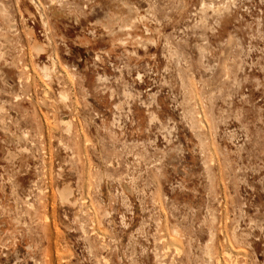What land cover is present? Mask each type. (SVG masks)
<instances>
[{"label": "rangeland", "instance_id": "rangeland-1", "mask_svg": "<svg viewBox=\"0 0 264 264\" xmlns=\"http://www.w3.org/2000/svg\"><path fill=\"white\" fill-rule=\"evenodd\" d=\"M0 264H264V0H0Z\"/></svg>", "mask_w": 264, "mask_h": 264}, {"label": "bare ground", "instance_id": "bare-ground-1", "mask_svg": "<svg viewBox=\"0 0 264 264\" xmlns=\"http://www.w3.org/2000/svg\"><path fill=\"white\" fill-rule=\"evenodd\" d=\"M33 49L35 50V52L38 53V52L42 51L43 47H42L41 44H38L37 42H34ZM43 70L46 73V75L48 76V72H47L48 71V67L46 65L43 66ZM60 195H61V198L66 199L68 197V195H70L69 189L63 188L60 191ZM228 255H230V254H228Z\"/></svg>", "mask_w": 264, "mask_h": 264}]
</instances>
